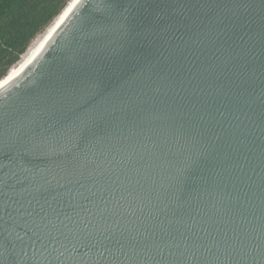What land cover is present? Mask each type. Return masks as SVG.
Instances as JSON below:
<instances>
[{"label":"water","instance_id":"1","mask_svg":"<svg viewBox=\"0 0 264 264\" xmlns=\"http://www.w3.org/2000/svg\"><path fill=\"white\" fill-rule=\"evenodd\" d=\"M0 264H264V0H80L0 91Z\"/></svg>","mask_w":264,"mask_h":264},{"label":"trees","instance_id":"2","mask_svg":"<svg viewBox=\"0 0 264 264\" xmlns=\"http://www.w3.org/2000/svg\"><path fill=\"white\" fill-rule=\"evenodd\" d=\"M69 1L0 0V81L21 61Z\"/></svg>","mask_w":264,"mask_h":264},{"label":"bare ground","instance_id":"3","mask_svg":"<svg viewBox=\"0 0 264 264\" xmlns=\"http://www.w3.org/2000/svg\"><path fill=\"white\" fill-rule=\"evenodd\" d=\"M80 0H71V3L67 5V9L62 14L61 17L56 19L55 23L49 26L48 30L45 32V34L37 40V42L32 47L29 48L30 50L22 57V61L17 64V66L13 69H11L8 77L6 79H3V81L0 82V91L5 88L10 81L13 79L14 81L18 79L22 75V73L25 71V69L28 67V65L37 57V55L40 53V51L44 48L46 40L49 39L52 34L55 32L56 28L68 17L69 13L74 9V7L79 3Z\"/></svg>","mask_w":264,"mask_h":264},{"label":"rangeland","instance_id":"4","mask_svg":"<svg viewBox=\"0 0 264 264\" xmlns=\"http://www.w3.org/2000/svg\"><path fill=\"white\" fill-rule=\"evenodd\" d=\"M44 34H45V32L43 33V35H44ZM43 35H42V34L39 35V37L37 38V40H38L39 38H41ZM37 40L33 43V45L37 42ZM31 47H32V46H31ZM31 47H30V48H31ZM29 50H30V49H29ZM29 50H28V51H29ZM22 59H23V58H22ZM21 61H22V60H21ZM21 61H20V62H21ZM16 66H17V65H16ZM16 66H15V67H16Z\"/></svg>","mask_w":264,"mask_h":264}]
</instances>
